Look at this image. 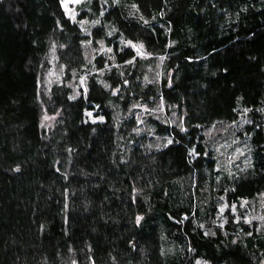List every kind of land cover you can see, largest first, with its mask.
Instances as JSON below:
<instances>
[{"label":"trees","instance_id":"obj_1","mask_svg":"<svg viewBox=\"0 0 264 264\" xmlns=\"http://www.w3.org/2000/svg\"><path fill=\"white\" fill-rule=\"evenodd\" d=\"M0 264H264V0H0Z\"/></svg>","mask_w":264,"mask_h":264},{"label":"rangeland","instance_id":"obj_2","mask_svg":"<svg viewBox=\"0 0 264 264\" xmlns=\"http://www.w3.org/2000/svg\"><path fill=\"white\" fill-rule=\"evenodd\" d=\"M88 0H62L63 8L68 17L75 20L79 15V9ZM137 52L142 56V49L137 46ZM52 66L45 75L44 84L49 87L53 82L61 78L60 70L53 57L51 62ZM145 110V108H144ZM235 132L240 129V126H235ZM232 126H218L208 130V135L214 141L219 153L222 155V159L226 158L230 169H244L248 162V148L247 145L242 141L232 137L234 130Z\"/></svg>","mask_w":264,"mask_h":264}]
</instances>
